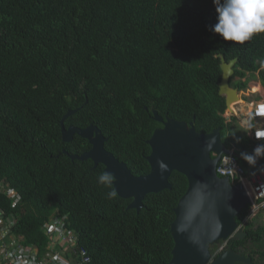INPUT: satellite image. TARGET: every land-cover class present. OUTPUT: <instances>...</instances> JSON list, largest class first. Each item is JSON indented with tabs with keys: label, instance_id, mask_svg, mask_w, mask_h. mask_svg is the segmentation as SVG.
Returning <instances> with one entry per match:
<instances>
[{
	"label": "trees",
	"instance_id": "1",
	"mask_svg": "<svg viewBox=\"0 0 264 264\" xmlns=\"http://www.w3.org/2000/svg\"><path fill=\"white\" fill-rule=\"evenodd\" d=\"M219 54L239 59L232 78L239 91L250 80L264 86V0H0V183L21 196L14 206L0 192V209L16 219L23 243L43 255L44 225L59 213L91 264H169L187 177L174 172L171 189L130 209L104 165L70 158L92 146L79 135L64 142L61 121L77 110L65 127L97 126L106 150L141 177L151 172L158 111L202 134L220 129L253 175L264 157L238 118L224 117ZM245 231L229 247L264 264V223L253 220Z\"/></svg>",
	"mask_w": 264,
	"mask_h": 264
},
{
	"label": "water",
	"instance_id": "2",
	"mask_svg": "<svg viewBox=\"0 0 264 264\" xmlns=\"http://www.w3.org/2000/svg\"><path fill=\"white\" fill-rule=\"evenodd\" d=\"M221 58L222 80L220 95L226 98L227 108L240 100L238 89L232 86L235 66L239 59L226 61ZM69 111L61 121L62 138L71 142L75 135L89 141L92 149L83 155H69L72 160H92L97 167L105 166V172L113 177L117 194L126 200L132 199L128 208L140 211L147 195L172 188L170 178L174 172L185 175L189 187L175 209V221L171 233L175 242L173 257L169 264H252L249 256L234 250L213 253L218 243L230 240L243 241L248 233L240 229L237 221L241 212L251 203L243 184H233L228 177L217 172L222 156L230 150L222 141L220 129L211 133H199L194 122L163 118L154 111V119L162 124L148 140L151 154L148 162L151 172L136 177L128 166L105 148L107 138L94 125L80 129L65 127V120L76 113Z\"/></svg>",
	"mask_w": 264,
	"mask_h": 264
},
{
	"label": "built area",
	"instance_id": "3",
	"mask_svg": "<svg viewBox=\"0 0 264 264\" xmlns=\"http://www.w3.org/2000/svg\"><path fill=\"white\" fill-rule=\"evenodd\" d=\"M245 80V79H244ZM249 83L248 92H251V87L255 91L256 82ZM250 94V93H248ZM251 110L248 112L251 117H262L263 120H256L255 137L257 141L254 146V152L264 157V94L261 97L252 101ZM231 115H227L229 120ZM230 154L222 157L217 167V172L221 177L230 178L233 184H243L246 188L250 199L251 208L249 216L244 223L254 217H262L264 223V169L248 176L245 169L238 162V153L234 148ZM0 192L5 196L13 199V205L16 206L21 196L9 184L1 182ZM17 224L16 219L6 217L0 209V264H91L92 258L88 251L79 245V237L69 229L67 218L59 213L54 214L50 221L44 225L45 234L48 236V247L43 255L35 246L25 245L24 238L15 234L14 229Z\"/></svg>",
	"mask_w": 264,
	"mask_h": 264
},
{
	"label": "clouds",
	"instance_id": "4",
	"mask_svg": "<svg viewBox=\"0 0 264 264\" xmlns=\"http://www.w3.org/2000/svg\"><path fill=\"white\" fill-rule=\"evenodd\" d=\"M243 80H244V79H243ZM245 80H246V79H245ZM245 80H244V81H245ZM250 82H252V83H253V82H254V83L256 82V86H257V85H260L261 88H262V94H264V86L262 85V83H261L258 79H257V80H250L249 83H250ZM249 83H248V87H249ZM252 83H251V84H252ZM252 85H254V84H252ZM233 87H234V86H233ZM247 89H248V88H247ZM247 89L242 90V92L245 93V94L247 95V97H248V95H249L248 93L253 94V96H255V93H254V87H251V89H250L251 92H248ZM258 92H261V91H258ZM240 94H241V93H239L240 100H242V101H246V102L250 100V97H248V99H244V100H243V99L241 98V95H240ZM258 94H260V93H258ZM258 99H259V98H256V99H254V100H252V101H256V100H258ZM240 100H239V101H240ZM252 101H250L249 103L251 104ZM247 103H248V102H247ZM249 103H248V105H249V110H251V106H250ZM227 109H228V108H227ZM231 112H232V111L229 110V109H228V112H227V113L225 112L224 117H225L227 120L229 119V118H227V115H228V114L231 115ZM249 116H250V115H249ZM258 116H260V115H257V116H256V117H257L256 120H258V122H260L261 120H263L262 117L258 118ZM230 118H231V120H232L233 117L231 116ZM251 118L254 119V124H253V125H250V126L252 127L251 132H250V129H246V128H244V127H243V128L249 131V135H250V137L254 140V137H255V121H256V120H255L254 117H251V116H250L249 121H250ZM238 120H239V118H238ZM259 120H260V121H259ZM249 124H250V123H249ZM253 127H254V128H253ZM254 141H255V140H254ZM255 142L257 143V141H255ZM229 149L231 150L232 148H229ZM223 156H224V155H223ZM223 156H222V157H223ZM249 206H250V208H251V205H249ZM249 212H250V210H249ZM248 216H249V214H248ZM248 216H247V217H248ZM247 217H246V218H247ZM258 218H260V217H254V218L250 219V220H249L248 222H246V223L243 222V224L240 225L239 230H240V229H244L245 226H246L249 222H251V221H253V220H257ZM244 221H245V220H244ZM260 223H261V222H260ZM262 223H263V222H262ZM227 243H228V242L222 243V245H221L222 247H221V248L224 249V247H225V245H227ZM219 249H220V248H219ZM213 253H214L215 255L218 254V252H214V251H213Z\"/></svg>",
	"mask_w": 264,
	"mask_h": 264
},
{
	"label": "rangeland",
	"instance_id": "5",
	"mask_svg": "<svg viewBox=\"0 0 264 264\" xmlns=\"http://www.w3.org/2000/svg\"><path fill=\"white\" fill-rule=\"evenodd\" d=\"M255 91H261V94H262V88L260 85H257L256 86V89ZM261 94H255V96H253V94H249L248 97H250V100L247 101L248 103L256 98H260L261 97ZM241 95V94H240ZM242 99L244 100L243 96H242ZM246 101H241L239 102V106L238 108L241 109L242 111H238V115H235L237 118H239V121L237 122L238 125L241 127V128H246V129H250V132L252 130V127L250 126V121H249V105ZM237 103V102H235ZM250 104V103H249ZM246 113V114H245ZM255 125H256V121H255ZM254 128V127H253ZM258 223H262L263 222V216L258 218L257 219ZM256 226H258V224L256 223ZM222 243L220 244L219 248H221L222 246ZM264 249V248H263ZM217 251V248L214 250V252Z\"/></svg>",
	"mask_w": 264,
	"mask_h": 264
},
{
	"label": "flooded vegetation",
	"instance_id": "6",
	"mask_svg": "<svg viewBox=\"0 0 264 264\" xmlns=\"http://www.w3.org/2000/svg\"><path fill=\"white\" fill-rule=\"evenodd\" d=\"M233 86V85H232ZM235 88V87H234ZM237 89V88H236ZM239 91V90H238ZM239 93H241V98H242V96H243V98L244 99H248V97H247V95L245 94V93H243L242 92V90L241 91H239ZM240 104H239V102L237 101V103H234L232 106L234 107L233 108V112H231V116L232 117H236L235 115H238V111H242L241 109H239L238 108V106H239ZM228 112V109L226 110V113ZM237 118V117H236ZM227 122H232V120L230 119H228L227 120ZM244 230H245V228H244ZM233 240V239H232ZM229 242H231V240L229 241ZM229 242L227 243V245H225V247H224V249L222 250V252L221 253H223L224 251H227V250H232V248L231 247H229ZM220 244L221 243H218L216 246H215V249L217 248V251L219 250V246H220ZM214 249V250H215ZM243 249H245V248H240V251H236V252H238V253H240V254H243V255H245V256H249V257H251V255H248L246 252H244V250ZM216 251V252H217ZM251 259H252V257H251ZM238 264H243V263H238ZM252 264H254V262H253V260H252Z\"/></svg>",
	"mask_w": 264,
	"mask_h": 264
},
{
	"label": "bare ground",
	"instance_id": "7",
	"mask_svg": "<svg viewBox=\"0 0 264 264\" xmlns=\"http://www.w3.org/2000/svg\"><path fill=\"white\" fill-rule=\"evenodd\" d=\"M242 100H240V101H238V102H241ZM234 107L232 106V109H233ZM246 114V113H245Z\"/></svg>",
	"mask_w": 264,
	"mask_h": 264
}]
</instances>
